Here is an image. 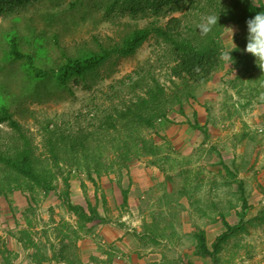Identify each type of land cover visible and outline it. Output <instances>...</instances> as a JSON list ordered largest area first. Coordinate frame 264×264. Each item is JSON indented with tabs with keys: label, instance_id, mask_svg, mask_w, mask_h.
Segmentation results:
<instances>
[{
	"label": "rangeland",
	"instance_id": "rangeland-1",
	"mask_svg": "<svg viewBox=\"0 0 264 264\" xmlns=\"http://www.w3.org/2000/svg\"><path fill=\"white\" fill-rule=\"evenodd\" d=\"M73 1L33 0L0 20V103L9 104L39 156L45 154L43 127L91 129L104 112L144 93L147 84L134 87L141 73L158 79L168 95L184 88L171 77L166 48L155 37L131 57L113 56L86 81L61 87L52 78L30 80L27 60L6 58L10 34H18L24 54L45 50L46 60L36 64L49 70L63 54L112 47L134 29L163 26L170 17L107 16L100 0H85L76 9L70 8ZM193 1L197 8L186 22L198 32L203 18L224 11L222 1L204 11L198 6L204 0ZM227 28L234 30L236 47ZM247 38L246 21L225 25L220 54L233 51V59H220L207 83H191L182 111L171 107L168 120L144 132L159 149L157 156L132 157L127 168L92 176L62 162L53 167L55 191L0 194V264H264V72L245 51ZM12 137L0 125V145L17 144ZM66 201L83 207L91 221L71 212ZM226 223L240 229L221 243L217 260L202 257L197 235L204 233L213 250L228 231Z\"/></svg>",
	"mask_w": 264,
	"mask_h": 264
},
{
	"label": "trees",
	"instance_id": "trees-1",
	"mask_svg": "<svg viewBox=\"0 0 264 264\" xmlns=\"http://www.w3.org/2000/svg\"><path fill=\"white\" fill-rule=\"evenodd\" d=\"M32 1L0 0V20L15 9L28 6ZM84 1L74 0L70 8L76 9ZM221 1L225 6L224 11L217 9L215 13L218 23L210 33L202 35L193 23L186 22L187 15L195 10L197 4L193 0H100L98 4L107 16L129 12L133 17L138 14H149L156 18L170 17L163 26L152 23L144 28L134 29L112 47L101 45L100 51H85L74 57L63 54L61 64L49 70L36 64L38 60H46L48 54L45 50L40 49L34 55L24 54L18 47V34H10L7 60H27L24 66L30 80L44 83L52 78L61 87L68 86L72 81H86L89 76L96 75L113 56L127 58L135 55L147 41L155 37L166 48L171 77L179 79L184 88L168 95L158 79L151 74L141 73L134 87L147 84L143 86L146 88L144 93L129 101L122 100L121 106L104 112L98 124L89 127L91 129L81 127L71 132L70 127L64 129L59 125L47 124L43 127L45 154L42 156L37 154L33 140L24 132L9 104L0 103V125H7L13 131V141L19 143L6 145L5 148V145H0V194H8L16 189H28L31 192L37 189L55 191L53 167H61L62 162L92 176L93 172L100 175L119 167L127 168V162L132 157L139 159L157 156L159 149L145 138L144 132L155 128L157 122L168 120L171 107L179 106L183 110L184 101L192 95L191 83L203 84L210 80L220 64L218 39L225 25L228 22L242 24L254 18L258 12H264V5H254L251 0H229L228 4V0H204L205 6H198H202L200 11H204L206 6H221ZM179 12L183 15H173ZM55 37L56 40L58 37ZM41 43L37 41L36 44L43 47ZM171 82L175 84L174 81ZM196 127L202 130L198 124ZM113 153L115 155L111 159ZM65 182L68 184L67 180ZM66 202L71 212L91 221L83 207ZM244 206H247L246 201ZM93 215H96L95 211ZM226 225L227 233L214 243L213 250L208 247L204 233L197 235L199 254L202 257L217 260L221 243L240 229L227 223ZM23 242L25 247H31L25 243L31 242L30 240Z\"/></svg>",
	"mask_w": 264,
	"mask_h": 264
},
{
	"label": "clouds",
	"instance_id": "clouds-1",
	"mask_svg": "<svg viewBox=\"0 0 264 264\" xmlns=\"http://www.w3.org/2000/svg\"><path fill=\"white\" fill-rule=\"evenodd\" d=\"M218 18L215 14H210L203 18L202 22L198 25V28L202 35H207L212 31V28L218 23ZM232 33V43L236 47L233 41L234 30L227 28ZM248 29V42L245 51L256 58L257 66L264 72V12H258L254 18L247 21ZM232 52L227 50L222 51L220 59L222 61H230L233 59Z\"/></svg>",
	"mask_w": 264,
	"mask_h": 264
},
{
	"label": "crops",
	"instance_id": "crops-1",
	"mask_svg": "<svg viewBox=\"0 0 264 264\" xmlns=\"http://www.w3.org/2000/svg\"><path fill=\"white\" fill-rule=\"evenodd\" d=\"M197 115H198V116L201 115V111H200V110H197ZM137 161H138V160H137ZM134 163H135V162H132L131 165H132V164H133V165H132V166L130 165V169H131V170H132V167H134V165H135ZM133 188H134V187L132 186L131 189H130V193H129L128 196H131V195H132ZM261 196H262V195H261ZM128 198H129V197H128Z\"/></svg>",
	"mask_w": 264,
	"mask_h": 264
}]
</instances>
